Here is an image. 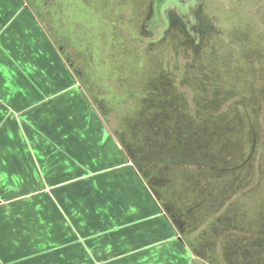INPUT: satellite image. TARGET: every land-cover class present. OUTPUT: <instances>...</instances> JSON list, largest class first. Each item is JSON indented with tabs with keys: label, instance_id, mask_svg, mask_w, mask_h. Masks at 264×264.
<instances>
[{
	"label": "crops",
	"instance_id": "0c3cea01",
	"mask_svg": "<svg viewBox=\"0 0 264 264\" xmlns=\"http://www.w3.org/2000/svg\"><path fill=\"white\" fill-rule=\"evenodd\" d=\"M23 3L0 0V194L10 199L0 220L23 207L11 205L15 194L36 195L38 208L37 216L29 210L34 231L14 244L30 251L8 263L20 247L0 237L2 264L45 261L44 249L51 264H166L186 255L87 94L76 81L61 83L56 51L23 30Z\"/></svg>",
	"mask_w": 264,
	"mask_h": 264
},
{
	"label": "trees",
	"instance_id": "16d2710c",
	"mask_svg": "<svg viewBox=\"0 0 264 264\" xmlns=\"http://www.w3.org/2000/svg\"><path fill=\"white\" fill-rule=\"evenodd\" d=\"M28 7L106 122L111 99L91 94L93 80L67 54L66 36H56L37 5ZM197 19L189 26L171 17L146 67L126 76L136 92L110 130L185 244L190 264H264V199L259 188H247L255 178L260 104L252 94L233 101L234 91L202 73L199 48L213 24L198 13ZM178 39L191 61L172 70L163 60Z\"/></svg>",
	"mask_w": 264,
	"mask_h": 264
},
{
	"label": "rangeland",
	"instance_id": "374dc122",
	"mask_svg": "<svg viewBox=\"0 0 264 264\" xmlns=\"http://www.w3.org/2000/svg\"><path fill=\"white\" fill-rule=\"evenodd\" d=\"M24 2L27 6L37 5L41 9V18L56 31L58 38L66 36L67 54L74 65L87 72L93 80L91 94L111 99L106 119L110 129L117 126L121 106L130 105L136 92L126 76L130 71L139 74L146 67L148 57L160 46L158 41L171 17H180L189 26L197 24V13L211 21V38L203 40L199 48L202 53L199 66L202 73L210 74L216 85L234 91L231 93L233 101L246 100L252 94L260 104V123L257 126L260 139L256 158L251 164L255 178L248 182L247 188L250 191L259 188V196L264 199V0H51L47 5L44 0ZM13 3L20 8L25 5L23 0H13ZM31 11L29 8L23 15L26 18L23 30L27 29L34 40H44L43 46L48 51H56L61 65V83L78 82L76 72L59 55L44 25ZM182 39L174 43L176 49L170 48L163 60L172 70L191 61V53L181 48L185 44ZM199 53L196 52L197 55ZM199 57L196 59L200 60ZM86 99L89 102V98ZM232 99L226 105L233 102ZM122 100L126 102L123 104ZM11 193L9 197L17 195L12 198L11 205L23 207L20 212L0 220L1 240L7 244L12 242L11 250L20 247V252L13 258L9 257L8 263L25 257L30 251V246L23 242L14 244L19 236L34 231L36 218H32L29 210L37 216L38 208L36 195ZM5 198L6 193L0 194V210L10 202ZM36 245L35 241L31 247L34 249ZM183 252L180 258L168 257L166 264H190L189 252L188 255ZM43 253L45 261H31L30 264H51L53 251L44 249ZM218 259L221 261V255Z\"/></svg>",
	"mask_w": 264,
	"mask_h": 264
}]
</instances>
